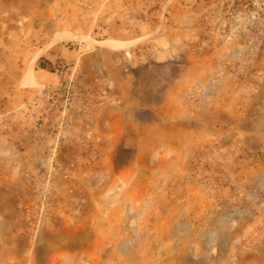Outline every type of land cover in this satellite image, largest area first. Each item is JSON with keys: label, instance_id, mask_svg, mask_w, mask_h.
<instances>
[{"label": "rangeland", "instance_id": "1", "mask_svg": "<svg viewBox=\"0 0 264 264\" xmlns=\"http://www.w3.org/2000/svg\"><path fill=\"white\" fill-rule=\"evenodd\" d=\"M0 264H264V0H0Z\"/></svg>", "mask_w": 264, "mask_h": 264}, {"label": "crops", "instance_id": "2", "mask_svg": "<svg viewBox=\"0 0 264 264\" xmlns=\"http://www.w3.org/2000/svg\"><path fill=\"white\" fill-rule=\"evenodd\" d=\"M40 68H41V70H40L39 74H40V75L43 74V75H44L43 78L48 77V76H47V73L45 72L46 70H44L45 68H44V69H43V67H40ZM48 79H49V78H48ZM183 85H184V84H183L182 82H180L179 84H176V86H175V88H174V90H173V93H175V95L173 94L174 97L177 98V96H178L177 93H178V92L180 93V91H181L182 88H183Z\"/></svg>", "mask_w": 264, "mask_h": 264}, {"label": "built area", "instance_id": "3", "mask_svg": "<svg viewBox=\"0 0 264 264\" xmlns=\"http://www.w3.org/2000/svg\"><path fill=\"white\" fill-rule=\"evenodd\" d=\"M65 101H67V97H66Z\"/></svg>", "mask_w": 264, "mask_h": 264}]
</instances>
